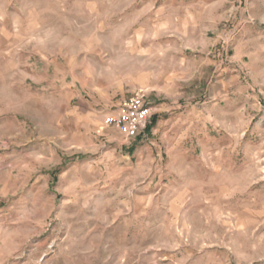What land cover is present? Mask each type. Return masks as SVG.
I'll list each match as a JSON object with an SVG mask.
<instances>
[{"label": "rangeland", "instance_id": "obj_1", "mask_svg": "<svg viewBox=\"0 0 264 264\" xmlns=\"http://www.w3.org/2000/svg\"><path fill=\"white\" fill-rule=\"evenodd\" d=\"M0 264H264V0H0Z\"/></svg>", "mask_w": 264, "mask_h": 264}, {"label": "built area", "instance_id": "obj_2", "mask_svg": "<svg viewBox=\"0 0 264 264\" xmlns=\"http://www.w3.org/2000/svg\"><path fill=\"white\" fill-rule=\"evenodd\" d=\"M145 90L135 94L105 113L103 122L112 126L125 138H134L143 133L150 122V106L145 103Z\"/></svg>", "mask_w": 264, "mask_h": 264}, {"label": "crops", "instance_id": "obj_3", "mask_svg": "<svg viewBox=\"0 0 264 264\" xmlns=\"http://www.w3.org/2000/svg\"><path fill=\"white\" fill-rule=\"evenodd\" d=\"M151 129V128H150ZM148 130V129H147ZM147 130H145L143 133H140L138 136H140V137H143V136H145L146 135V133H147ZM150 131V130H149ZM148 131V132H149ZM137 137V136H136ZM135 138V137H134Z\"/></svg>", "mask_w": 264, "mask_h": 264}, {"label": "trees", "instance_id": "obj_4", "mask_svg": "<svg viewBox=\"0 0 264 264\" xmlns=\"http://www.w3.org/2000/svg\"><path fill=\"white\" fill-rule=\"evenodd\" d=\"M153 121H155V118L152 120V122H153ZM150 128H151V126H149V127L147 128V129H148V131L150 130Z\"/></svg>", "mask_w": 264, "mask_h": 264}]
</instances>
